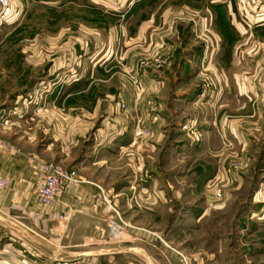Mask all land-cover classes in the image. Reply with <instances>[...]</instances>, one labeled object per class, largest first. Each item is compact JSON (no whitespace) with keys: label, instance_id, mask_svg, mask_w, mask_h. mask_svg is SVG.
Listing matches in <instances>:
<instances>
[{"label":"crops","instance_id":"crops-1","mask_svg":"<svg viewBox=\"0 0 264 264\" xmlns=\"http://www.w3.org/2000/svg\"><path fill=\"white\" fill-rule=\"evenodd\" d=\"M52 1L57 0L48 2ZM86 2L81 7L116 20L109 28L116 49L94 52L92 58L113 60L121 55L125 59L130 79L119 97L127 109L101 121L93 147L76 168L82 182L66 190L55 204L44 206L37 200L38 167L31 158L52 153V141H44L53 137L52 106L46 101L36 106L24 95L42 87L37 81L25 83L22 91L19 86L20 93L12 94L8 103L0 101V131H6L9 139H5H12L24 154L0 150V177H11L15 182V190L0 188V264L34 260L41 264L63 260L76 264H178L177 250L166 241L170 236L164 238L173 231L149 223L165 217V212L159 214L153 208L167 201L164 172L177 165L150 163L149 156L151 150L156 154L161 151L163 129L169 122L174 124L175 140L168 145L167 156L175 151L221 156L228 147L223 144L224 137L240 149L252 140L251 133L255 139L264 124V111L248 93L252 90L251 75L264 65V0ZM0 18L4 22L7 17ZM219 18L238 43L232 51L222 44L217 46L220 38L214 24ZM3 22L1 28L6 26ZM118 36L123 52L117 48ZM52 48V34L46 31L44 53L29 52L31 57L48 59L51 73ZM157 58L164 62L159 65ZM96 69L89 67L88 73ZM214 74L221 75V83H214ZM0 77L3 80L5 69H0ZM202 77L210 81L206 90L199 80ZM2 86L0 83V90ZM43 87L47 90L48 86ZM150 101L158 106L156 119L148 110ZM173 115L177 120H172ZM39 118L43 119L42 127ZM25 123H35L34 128H26ZM12 124L9 134L6 128ZM144 131L150 136L142 135ZM261 138L263 144L264 136ZM111 156L123 160L112 162ZM181 171L176 185L191 191L208 180L214 167L190 162ZM106 202L117 207L127 225L118 240L108 237L107 222L116 214ZM203 212H187L180 218L191 223L201 219Z\"/></svg>","mask_w":264,"mask_h":264},{"label":"rangeland","instance_id":"rangeland-1","mask_svg":"<svg viewBox=\"0 0 264 264\" xmlns=\"http://www.w3.org/2000/svg\"><path fill=\"white\" fill-rule=\"evenodd\" d=\"M8 1V8L4 10L0 7V16L3 11L4 14H11L4 20L6 26L0 27V69H5L3 80L0 77V83L4 87L0 90V101L8 103L12 94L20 93L17 90L19 86L21 91L24 89L25 83L37 81L41 84L42 87L39 85L36 91L23 92L26 98L30 97L36 102V106L45 101L52 106L53 137L51 140L44 139L52 141V153L35 159L76 170L77 165L84 163L83 157L93 147L101 121L127 109L119 107V102H125L119 95L124 92L130 79L124 69L125 59L121 55L113 60L98 61L92 58L94 52L101 53L113 47L116 49L114 39L109 35V28L114 27L116 20L86 6L81 7L87 4L86 0ZM213 13L218 12L213 10ZM1 22L3 20L0 18V24ZM46 31L53 37L52 73L49 72L48 59L45 61L44 57L29 55L30 51L44 53ZM214 31L220 38L217 40L216 36L218 48L222 44L226 50L232 51L238 45L236 38L227 34L225 22L221 18L215 22ZM117 48L119 52L125 50L120 46V36L117 37ZM151 49L148 51H157L156 48ZM92 66L97 69L89 74L88 68ZM262 68L264 69V65L251 75L252 90L248 95L254 102H257L252 94L254 84L263 76ZM220 76L213 75L214 83H221ZM199 80L205 81L203 77ZM45 84L48 86L47 90L43 87ZM171 93L172 90L167 96L170 99ZM117 98L121 99L117 102L118 107L115 102ZM153 102L150 101L148 110L151 117L156 119L158 106ZM169 109L173 111L172 106ZM89 120H92L90 124L84 123ZM172 120H177V117L175 119L173 115ZM39 121L42 127L43 119L39 118ZM34 125L35 123H25L26 128H34ZM173 125V122H169L163 129L165 137L161 151L159 149L156 154V151L151 150L149 156L150 163L163 162L167 167L177 165L164 172L167 201L153 208L159 214L161 211L165 212V217L149 220V223L158 225L160 230L173 231L165 234L164 238L170 236L166 241L177 250L175 259L178 264H264V143L262 144L261 138L264 136V124L255 134V139L251 133L253 141H247L245 149L232 147L231 142L224 137L223 144L228 147L225 151L227 153H222L221 156L201 153L181 155L178 151L167 156L168 147L175 140ZM36 126L39 131L38 125ZM13 127V124L8 126L7 133L11 134ZM143 134L150 136L148 131ZM0 137L7 138L6 131H0ZM15 148L21 152L16 146ZM110 158L112 162L123 160L115 156ZM190 162L214 167L208 180L191 191L176 185L177 175ZM183 165L185 166L180 167ZM37 172L38 177L39 169ZM98 189L101 193L102 188ZM110 204L117 210L114 204ZM195 210L204 211L201 219H192L188 223L189 219L180 218ZM114 213L116 218L107 222L108 237L118 240L122 237V227L127 225L120 214ZM111 221L121 226L120 234L116 232L114 236L110 235Z\"/></svg>","mask_w":264,"mask_h":264},{"label":"built area","instance_id":"built-area-1","mask_svg":"<svg viewBox=\"0 0 264 264\" xmlns=\"http://www.w3.org/2000/svg\"><path fill=\"white\" fill-rule=\"evenodd\" d=\"M0 7L5 10L6 8L9 7V1L0 0ZM10 15H11L10 13L5 12L3 16L9 18ZM157 62L158 64H162L164 62V59L157 58ZM262 70L264 71L263 68ZM258 80L259 82L254 84L255 88L252 94L255 97V101H257V103L262 108V110H264V74ZM209 87H210L209 80H205L203 82V90H206ZM119 107L121 109H124L126 107L125 102L123 101L119 102ZM1 149L7 150L8 152L21 154V152H19L10 141L2 137H0V150ZM22 155L24 154L22 153ZM31 160L35 163V165L39 169V175L35 183V192L37 199L43 205L48 206L54 204L62 193H64L70 187L80 184L82 182V180L78 176L77 170L75 169H65L57 164L46 163L43 161H39L35 158H31ZM0 188L15 190V183L13 178L0 177ZM100 197L106 201L105 195L102 190L100 193ZM106 204L119 215V212L115 208H113L109 202H106ZM109 227H110L109 233L111 236L112 235L114 236L116 232L120 234V230H121L120 225L111 221ZM27 264H41V263L37 260H34ZM54 264H76V263L63 260V261H58ZM79 264H85V263H79ZM87 264H97V263H87Z\"/></svg>","mask_w":264,"mask_h":264},{"label":"bare ground","instance_id":"bare-ground-1","mask_svg":"<svg viewBox=\"0 0 264 264\" xmlns=\"http://www.w3.org/2000/svg\"><path fill=\"white\" fill-rule=\"evenodd\" d=\"M116 234V233H115Z\"/></svg>","mask_w":264,"mask_h":264}]
</instances>
